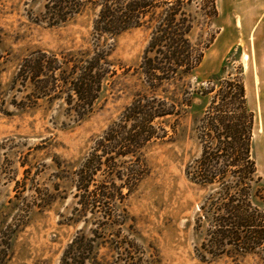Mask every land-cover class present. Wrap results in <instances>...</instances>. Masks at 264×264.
<instances>
[{
	"label": "rangeland",
	"instance_id": "rangeland-1",
	"mask_svg": "<svg viewBox=\"0 0 264 264\" xmlns=\"http://www.w3.org/2000/svg\"><path fill=\"white\" fill-rule=\"evenodd\" d=\"M46 2L0 0V264H59L76 232L90 235L92 225L83 219L72 221L78 207L75 173L94 149H102L97 141L143 86L134 71L148 34L137 28L113 39L109 60L116 74L106 77L82 119L67 106L65 94L41 95L30 83L17 80L19 65L30 53L44 51L59 58L90 43L94 9L87 6L68 21L50 26L42 18ZM193 11L192 41L200 45L212 41L184 86L167 87L169 95L177 96L189 85V106L182 107L177 118L158 119L168 136L141 149L142 174L130 191L121 188L123 199L114 203L126 216L121 236L143 248L147 264H264L260 251L206 261L195 253L204 238V227L197 230L195 222L207 192L190 182L185 170L200 154L194 128L209 103V96L200 91L208 80L241 70L248 87L247 105L254 114L252 154L264 179V92L259 91L264 83L253 80V51L219 48L216 17L205 26L203 11ZM244 54H250L249 59ZM177 99L182 100L181 94ZM115 161L119 166L129 164L128 157ZM94 179L102 181V172ZM113 181L116 186L125 182L124 178ZM255 202L264 208V198ZM98 253L110 255L105 246Z\"/></svg>",
	"mask_w": 264,
	"mask_h": 264
},
{
	"label": "trees",
	"instance_id": "trees-1",
	"mask_svg": "<svg viewBox=\"0 0 264 264\" xmlns=\"http://www.w3.org/2000/svg\"><path fill=\"white\" fill-rule=\"evenodd\" d=\"M87 6L95 14L86 48L59 58L37 50L23 58L16 73L17 80L30 83L41 95L65 94V103L78 119L90 112L106 77L116 74L109 60L113 39L137 28L147 32L148 40L134 71L142 89L97 141L102 149H94L75 173L79 208H74L72 221L83 219L94 228L89 236L76 232L59 264H147L143 248L121 236L126 216L114 203L123 199L121 188L130 191L139 180L141 149L168 136L156 121L177 118L181 108L189 106V85L177 95L181 101L176 94L169 95L167 87L184 86L212 41L203 45L192 41L193 8L203 11L205 26L217 11L212 0H47L42 18L55 26ZM206 84L200 93L209 96V103L194 128L200 154L185 170L189 181L207 192L195 222L197 230L204 227L195 253L206 261L260 251L264 260V208L255 202L264 198V179L252 154L254 114L247 105L242 72L238 69ZM169 128L173 130V124ZM124 157L129 164L119 163L120 167L115 160ZM100 172L103 180L95 182ZM123 178V185L116 186L113 180ZM104 246L110 252L107 258L98 253Z\"/></svg>",
	"mask_w": 264,
	"mask_h": 264
},
{
	"label": "crops",
	"instance_id": "crops-1",
	"mask_svg": "<svg viewBox=\"0 0 264 264\" xmlns=\"http://www.w3.org/2000/svg\"><path fill=\"white\" fill-rule=\"evenodd\" d=\"M221 36L216 39L219 48L253 51L254 82L264 83V0H213ZM215 44V45H216ZM244 54V59H249ZM247 98V84L244 85ZM264 92V84L259 89ZM264 94V93H263ZM261 94V95H263Z\"/></svg>",
	"mask_w": 264,
	"mask_h": 264
}]
</instances>
